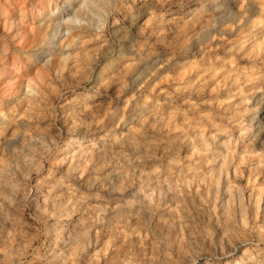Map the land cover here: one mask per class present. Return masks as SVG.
<instances>
[{
  "label": "rangeland",
  "instance_id": "rangeland-1",
  "mask_svg": "<svg viewBox=\"0 0 264 264\" xmlns=\"http://www.w3.org/2000/svg\"><path fill=\"white\" fill-rule=\"evenodd\" d=\"M37 1L0 0V264H225V237L264 257V0L95 5L57 72L4 25Z\"/></svg>",
  "mask_w": 264,
  "mask_h": 264
},
{
  "label": "bare ground",
  "instance_id": "bare-ground-1",
  "mask_svg": "<svg viewBox=\"0 0 264 264\" xmlns=\"http://www.w3.org/2000/svg\"><path fill=\"white\" fill-rule=\"evenodd\" d=\"M29 1V0H28ZM24 2V1H23ZM113 3V0H38L36 3H31L29 6L27 5L26 7H21L19 9H16L13 11L12 14L7 15V17L4 20V25L10 29V33H9V37L12 38H21L23 40L22 42V46L20 47L22 49L21 52H24V56H26V58H29L31 56H35V59L40 60L41 64L40 66L43 69H46L48 72H57L59 71V69L65 65V62L67 61L68 57L70 56V53L68 52L69 50L64 51L63 49L66 48H70L71 46H74L75 44L78 43V39H79V34L81 33V31L84 29H87L89 27L92 26V23L94 22V18L95 16L97 17V15H100L99 12H101L102 10H106L108 7H110ZM11 4V3H10ZM18 4V3H17ZM98 6V8L100 9L99 12L93 10L94 6ZM24 6V5H23ZM4 8V7H3ZM2 8V9H3ZM0 12L1 8H0ZM10 13V12H9ZM109 14V13H108ZM30 20H36L34 26H32L31 29V33L25 28V22L27 19ZM98 25V24H96ZM87 31V30H85ZM68 33V34H67ZM65 35L67 34V36H65L66 38H63L61 40H59V37L61 35ZM84 36V34H83ZM81 38V37H80ZM4 39V38H3ZM2 40V39H1ZM126 40V39H125ZM129 42V41H128ZM6 43V42H5ZM42 43H44V45H42ZM130 43V42H129ZM120 47L119 50L117 51L116 56L118 57L122 52H124L125 48L128 46L127 43H125L124 41L120 42ZM131 45V44H130ZM55 46L58 47L59 52H55ZM11 48V44L9 42L6 43V46L1 45L0 44V76L4 75L5 73H9L12 74L11 80H16L15 77L17 78V76L14 75V72L16 70V66H18L19 64L16 65V62L14 61H10L8 57V51ZM133 49V48H132ZM12 50V49H11ZM72 51V50H71ZM70 51V52H71ZM49 52H51V54L53 55L52 58H49ZM25 58V57H24ZM29 60V59H27ZM34 60V59H32ZM30 60V63L31 61ZM110 60V59H109ZM109 60H106L104 63V66L108 64ZM157 59H154L153 61H156ZM112 62V61H111ZM114 62V61H113ZM38 63V62H37ZM28 64V63H27ZM39 64V63H38ZM145 67H140L139 70L136 73V76L139 75L141 73L142 70H144ZM107 69V68H106ZM62 71V70H61ZM36 72V71H32ZM101 72V69L98 70V73ZM25 73V72H24ZM41 73V72H40ZM39 73V74H40ZM8 74V75H9ZM36 74V76H41L37 75L38 73H34V75ZM44 74V73H42ZM50 74V73H49ZM30 75V74H28ZM32 74L29 76L31 77ZM43 76V75H42ZM28 78V76H26ZM34 77V76H33ZM26 78V79H27ZM32 78V77H31ZM40 78V77H39ZM44 78V77H43ZM9 79V78H7ZM25 79V80H26ZM35 79V78H34ZM24 80V79H23ZM24 80V81H25ZM7 80L5 79V82ZM34 81V80H33ZM4 82V83H5ZM12 82V81H11ZM14 82V81H13ZM27 82V80H26ZM10 83V82H9ZM7 84L6 86L9 87L10 84ZM5 85V84H4ZM27 85V83H26ZM16 86V85H15ZM92 86V85H91ZM6 87V88H7ZM11 87V86H10ZM19 87V86H18ZM14 89V87H13ZM18 91V90H17ZM27 94V92H25ZM24 93V95H26ZM21 94V93H20ZM17 95V94H16ZM15 97V96H14ZM27 97V96H26ZM28 98V97H27ZM1 101V100H0ZM2 106V105H1ZM264 109V108H263ZM2 113V111H1ZM264 119V115L262 116ZM5 122V121H4ZM259 126H263L262 124L259 125L257 124L256 127ZM264 130V129H263ZM79 135V134H78ZM256 135H260V129H257L256 132L252 133V136H256ZM25 136V135H24ZM31 136V135H30ZM37 136L41 137L40 135L37 134ZM77 136V135H76ZM261 138L264 139V134H262L261 136H259ZM45 138V137H42ZM30 143H32L33 141H35L36 139L34 137H30ZM46 139V138H45ZM83 139V138H82ZM259 139V138H258ZM12 140V138H11ZM25 140V139H23ZM47 140V139H46ZM77 140V139H76ZM75 140V141H76ZM14 142V141H13ZM16 143V142H15ZM34 143V142H33ZM67 144H73L74 143V139L73 138H68L66 140ZM81 143V142H80ZM35 144V143H34ZM11 145V144H10ZM22 145V144H20ZM19 145V146H20ZM44 145V144H42ZM258 145V144H257ZM18 146V148H19ZM36 146V145H35ZM38 147V146H37ZM41 147V146H39ZM63 147V146H62ZM61 147V148H62ZM25 149V148H24ZM27 149V148H26ZM40 149V148H39ZM67 150L68 146L64 145L63 150ZM17 150V149H16ZM19 150V149H18ZM17 150V151H18ZM29 150V149H28ZM27 150V151H28ZM43 152V151H42ZM74 153H76L78 156L82 155L84 152V147H81L79 149H75L73 150ZM0 153H2V151H0ZM12 153V152H11ZM10 153V154H11ZM32 153V152H31ZM34 153V152H33ZM4 154V153H2ZM31 155V154H30ZM36 155V154H35ZM66 155V153H65ZM23 156V155H21ZM27 156V155H26ZM64 156V155H63ZM69 156V155H68ZM73 156V155H72ZM71 156V157H72ZM85 156V155H84ZM10 157V156H9ZM65 157V156H64ZM77 157V156H76ZM5 159V157H2ZM16 158V157H15ZM20 158L19 154H17V159ZM73 158V157H72ZM7 159V156H6ZM26 159H28L26 157ZM2 160V159H1ZM10 160V159H9ZM4 161V160H3ZM2 161V162H3ZM7 161V160H6ZM14 161V160H13ZM20 161V160H19ZM22 161V160H21ZM12 162V161H10ZM22 163V162H21ZM16 164V162H15ZM14 164V165H15ZM4 165V163H3ZM8 165V164H7ZM19 165V164H18ZM10 166V165H9ZM13 166V165H11ZM17 166V165H15ZM3 167V166H2ZM0 168V171H2V174L5 176V179L7 177L10 176V174H8L9 172L6 169ZM5 168V167H4ZM14 168V167H13ZM15 171V170H13ZM12 177L13 174L16 172H14L12 174V172H10ZM1 174V173H0ZM1 176V175H0ZM10 177V178H12ZM16 178V176L14 177V179ZM3 179V178H2ZM1 179V180H2ZM17 179V178H16ZM16 179L14 181H16ZM222 179V178H220ZM162 180V179H161ZM227 180V179H226ZM9 181V180H8ZM7 181V182H8ZM11 181V180H10ZM13 181V183H14ZM155 181V180H154ZM6 182V181H5ZM212 182V181H211ZM210 182V183H211ZM222 182V181H221ZM9 183V182H8ZM1 184V183H0ZM11 184V183H10ZM158 184V183H157ZM221 184V183H220ZM225 184V183H224ZM16 185V182H15ZM14 184H12V187L15 186ZM1 186V185H0ZM223 186V185H221ZM3 188V186H1ZM7 187V186H6ZM224 187V186H223ZM221 187V188H223ZM10 188V187H8ZM14 188V187H13ZM211 188V187H210ZM226 188V187H225ZM1 189V188H0ZM7 188H4V190ZM12 189V188H11ZM160 189V188H159ZM3 190V189H2ZM3 190V191H4ZM156 190V189H155ZM212 190V189H211ZM8 191V190H6ZM13 192V190H11ZM222 191V190H221ZM239 191V190H238ZM4 194L7 193L4 197L10 198V195L8 194L9 192H3ZM221 193V192H220ZM228 194V193H227ZM226 194V195H227ZM232 194V193H231ZM242 194V193H241ZM13 195V194H12ZM11 195V196H12ZM229 195V194H228ZM227 195V196H228ZM240 195V193L238 194ZM257 195V194H256ZM9 196V197H8ZM233 196V195H231ZM258 196V195H257ZM219 197V196H218ZM14 198V197H13ZM11 198V199H13ZM146 198V197H145ZM239 198V197H238ZM252 198V197H251ZM5 199V198H4ZM3 199V200H4ZM2 200V199H1ZM43 200V199H42ZM223 200V199H222ZM232 200V199H231ZM6 201V199L4 200ZM8 202V199L6 201ZM11 202V201H10ZM47 202V201H46ZM45 202V203H46ZM148 202V201H147ZM43 203V202H42ZM41 203V204H42ZM1 204V202H0ZM3 204V203H2ZM48 204V203H47ZM233 204V203H232ZM43 205V204H42ZM148 205V203H147ZM245 205V204H244ZM3 205H0L1 209H2ZM7 206V204H6ZM53 206V204H52ZM151 206V205H150ZM224 206H226L228 209L230 207L229 202H227ZM248 206V205H247ZM225 207V208H226ZM5 208V206H4ZM7 208V207H6ZM5 208V211L7 210ZM43 208V206H42ZM0 209V210H1ZM245 209V208H244ZM247 210V207H246ZM233 211V210H232ZM7 212V211H6ZM224 212V210H223ZM226 212V210H225ZM236 212V211H234ZM233 212V213H234ZM2 213V212H0ZM222 214V212H221ZM228 214H230V212L228 211ZM8 215V216H7ZM81 215V213L79 214V216ZM243 215V214H241ZM264 215V214H263ZM70 216V215H69ZM237 216V214H236ZM2 218L4 216H1ZM6 217H9V214H6ZM1 218V219H2ZM71 218V217H70ZM232 218V217H231ZM8 219V218H7ZM76 219V217H75ZM8 220H12L11 216L10 219ZM81 220V219H80ZM233 220V219H232ZM2 221V220H1ZM82 221V220H81ZM230 222H232L230 220ZM235 222V220H234ZM8 223V222H6ZM80 223V222H79ZM82 223V222H81ZM85 223V222H84ZM13 223H10V225ZM6 225V224H5ZM64 225V224H63ZM71 225V224H70ZM84 225V224H83ZM2 227V225H0ZM11 226V229L13 230ZM15 226V225H14ZM79 226V225H78ZM220 226V225H219ZM3 227H6L3 225ZM10 229V226L8 224L7 226ZM6 227V228H7ZM68 227V226H67ZM76 227V226H75ZM85 227V226H84ZM161 227V226H160ZM5 228V231L7 230ZM64 228V227H63ZM80 228V227H79ZM83 228V227H82ZM4 229V228H3ZM7 230V234L10 232V230ZM16 228L14 227V230ZM58 229V228H57ZM62 229V228H61ZM65 229V228H64ZM68 229V228H67ZM70 229V228H69ZM236 229V228H235ZM72 231L74 229H71ZM219 230V229H218ZM238 230V229H237ZM242 230V229H241ZM240 230V231H241ZM1 231V230H0ZM4 231V230H3ZM221 231V230H220ZM5 232V233H6ZM13 232V231H11ZM9 234H12V233ZM242 232V231H241ZM3 233V234H5ZM13 232V236H14ZM72 233V232H71ZM79 233V230L77 229L76 232L73 231V234L71 235L70 239H75L77 237ZM232 233H234L232 231ZM68 234V233H67ZM223 235L226 234L225 231L222 233ZM2 235V234H1ZM16 235V234H15ZM217 235V234H216ZM5 236V235H4ZM8 236V235H6ZM63 237V235H61ZM160 236V235H159ZM164 236V235H163ZM245 236V235H244ZM1 237V236H0ZM3 237V236H2ZM15 237V236H14ZM161 237V236H160ZM4 239L3 241H5L6 238H1ZM0 239V240H1ZM7 239L11 240V237L9 236ZM66 239V238H65ZM14 240V239H13ZM13 240H11V242H13ZM17 240V238H16ZM80 240V239H78ZM77 240V241H78ZM225 245H224V250L222 252V254H229L226 258H225V264H264V257L261 258H257L258 256H256V254L254 255L253 253H248L247 255H238L236 252H232L234 251V249L237 247L239 248V246L244 243L243 241H239V240H235V239H231L229 237H225ZM246 240V238H245ZM261 240V239H260ZM75 241V242H77ZM66 242V241H65ZM79 242V241H78ZM173 242V241H172ZM67 244H69V242H66ZM71 243V242H70ZM74 244V243H73ZM173 244V243H172ZM175 244V243H174ZM177 244V243H176ZM168 246V245H167ZM170 246H172L170 244ZM242 246V245H241ZM183 249H181L182 251ZM257 250V249H255ZM259 250V248H258ZM58 250H56L57 252ZM180 251V250H179ZM180 251V252H181ZM55 252V251H54ZM264 252V251H263ZM61 253V252H60ZM58 253V255L60 254ZM237 255H236V254ZM239 253V252H238ZM256 253V252H255ZM57 254V253H54ZM196 255V254H195ZM198 255V254H197ZM57 256V255H56ZM199 256V255H198ZM197 256V257H198ZM59 257V256H58ZM196 258V257H195ZM246 259V261H245ZM193 260V259H192ZM196 260V259H195ZM221 261V260H220ZM194 264H203V263H199V260L197 261H193ZM52 264V263H49ZM189 264V262H188ZM205 264H208L207 262H205ZM210 264V262H209Z\"/></svg>",
  "mask_w": 264,
  "mask_h": 264
}]
</instances>
